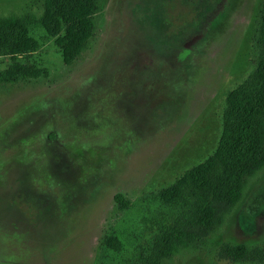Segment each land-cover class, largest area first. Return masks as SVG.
Masks as SVG:
<instances>
[{
  "label": "rangeland",
  "instance_id": "obj_1",
  "mask_svg": "<svg viewBox=\"0 0 264 264\" xmlns=\"http://www.w3.org/2000/svg\"><path fill=\"white\" fill-rule=\"evenodd\" d=\"M81 1L55 33L43 0H0V264H264V154L199 236L196 205L220 190L180 181L223 172L227 97L255 89L264 0ZM238 245L243 259L224 255Z\"/></svg>",
  "mask_w": 264,
  "mask_h": 264
},
{
  "label": "trees",
  "instance_id": "obj_2",
  "mask_svg": "<svg viewBox=\"0 0 264 264\" xmlns=\"http://www.w3.org/2000/svg\"><path fill=\"white\" fill-rule=\"evenodd\" d=\"M43 1L45 20L54 29L55 33L61 30L56 15H59L63 24L68 26L74 20V16L76 17V13L82 9L81 0ZM89 3L93 4V1L89 0ZM261 17L263 22L261 33L264 41V5L262 6ZM11 21L13 19L0 20V23L8 24ZM20 25L19 29L21 30ZM0 39L2 40L0 44L6 43L2 36H0ZM9 48L11 52L26 50L23 48L22 50L13 51L14 48H18L15 43L11 44ZM256 73L258 78L255 89L248 92L245 90L234 91L227 97L228 107L223 115V136L217 154L222 162V174L208 175L209 167L205 163L193 167L184 173L180 179V181H184L190 178L196 186L220 190L218 194L221 195L216 194L215 199L210 203H206L205 206L201 203L196 205V218L194 217V220L198 224L197 236L203 233L199 223L204 227H208L213 223V215L220 209L217 206L219 203L230 202L233 205L240 199L242 196V186L239 183L240 173L243 170L250 173L251 170L263 165L264 128L261 127L260 122L264 119V58L258 62ZM1 77L2 74L0 73V79ZM177 185L172 184L166 189L160 190L159 194L162 196L171 195L176 190ZM189 226L185 225L171 229L169 236L163 241V249L167 250V254L176 252L178 243L184 244V242L190 241V237L193 235L191 229L193 228L190 229ZM223 253L225 256L241 260L246 256L247 250L244 245L227 246Z\"/></svg>",
  "mask_w": 264,
  "mask_h": 264
}]
</instances>
